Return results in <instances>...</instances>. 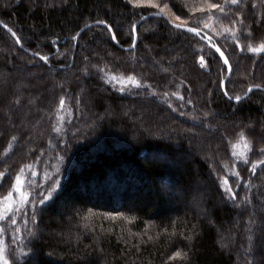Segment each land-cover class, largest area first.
Masks as SVG:
<instances>
[{
    "label": "trees",
    "instance_id": "1",
    "mask_svg": "<svg viewBox=\"0 0 264 264\" xmlns=\"http://www.w3.org/2000/svg\"><path fill=\"white\" fill-rule=\"evenodd\" d=\"M203 3L166 0L165 18L142 21L130 49L133 25L161 13L164 4L0 0V24L21 41L19 47L0 27V205L22 167L29 196L23 205L29 223L17 215L16 244L11 214L0 223L8 229L1 246L27 253L16 264H264V164L250 170L264 160V91L231 101L249 87L264 89V53L247 47L264 42V0L227 5L228 15L215 10L212 21L207 11H191ZM237 13L241 48L231 32L219 34L222 24L233 27ZM173 16L224 52L228 95L221 90L227 69L217 54L174 29ZM97 20L113 32L96 25L72 39ZM129 75L141 86L128 82ZM61 97L67 116L58 133ZM56 180L52 197L36 205L33 224L32 201ZM84 216H90L87 228ZM177 251L181 256L170 260Z\"/></svg>",
    "mask_w": 264,
    "mask_h": 264
},
{
    "label": "snow or ice",
    "instance_id": "2",
    "mask_svg": "<svg viewBox=\"0 0 264 264\" xmlns=\"http://www.w3.org/2000/svg\"><path fill=\"white\" fill-rule=\"evenodd\" d=\"M128 2L130 4L133 5V7H139L140 6V2L139 0H128ZM242 3V0H225L224 4H217V3H212L209 2V0H204V3L201 4L200 6H196L194 7L191 11L193 13L195 12H200V13H204L205 11H207L209 13V15L207 16V21H212L213 20V15H214V11L218 10L219 13L227 16L228 15V11L230 9L226 8L227 5H231V6H239ZM151 7L156 8L158 7L157 4L155 3H151L150 4ZM253 7H255V4H253ZM168 8L167 4H164L163 7H160V12L163 14L165 12V9ZM169 15H171V13H169ZM216 19H220L219 16L216 17ZM176 21H179V23H177ZM172 26L178 30H185L188 33H191L197 37H201L202 39L205 40V42L208 44L209 47L213 48L215 50L216 53H219L220 58L223 60L225 65L229 64L228 59L225 57L224 52L221 50L220 47H218L216 45V43L213 41L212 37L207 36L206 34L202 36L201 30L198 27L195 26H188L187 21L181 19L179 16H173L172 17ZM97 24H103L105 25V27H107L108 32L112 33L113 29L110 25H107L106 22L104 20H97L96 21ZM237 23L242 24L243 21L240 20V16L239 13H237L236 15V19L231 21V24L233 25V27L230 29L227 25L222 24V32L219 33L220 35H223L225 33H229L231 32L232 34V38L234 40H236V47L237 48H241V44L239 42V38L236 35V31H235V25ZM209 24L207 22H204V27L205 28H209ZM8 31L11 32V29H8ZM133 33H135V25H133ZM13 36H15L16 34L13 32L12 33ZM78 35V34H77ZM248 35H250V30H248ZM73 40L76 39V36L72 37ZM112 40L115 41L116 40V35L113 34L112 35ZM16 43L19 45L21 44L20 39H16ZM248 51L251 53H255V54H260V53H264V42L259 43L257 46L253 47L251 43L248 44ZM200 51H203L202 49H200ZM33 56H38L40 60L44 61L45 63H47V57L44 55H41L39 52H33L32 53ZM199 64L201 68H204L206 66V61L203 55H201L199 57ZM93 67H95V65H93ZM100 72H104V68H100L99 69ZM164 71H167V69H164ZM229 71H231V68L229 67ZM105 75H107V73H105ZM112 80H117L120 79L121 82H123V78L120 77H116V76H110L109 77ZM127 81L130 82L132 85L136 86V87H140V83L137 81V79L132 76L129 75L127 76ZM107 82V81H105ZM144 87H148V85H144ZM221 87H224V83H223V79H221ZM255 87H260L259 85H256ZM248 91L251 92L252 88L249 87ZM153 95H155V92H152ZM171 95L173 96H177V98L179 99H183V97L179 96L178 92H173L171 93ZM225 95H228L227 92H225ZM164 96L167 97L168 93H164ZM241 99V97L239 95L235 96V100L237 102H239ZM64 98L61 97L60 101H59V106L62 109L64 106ZM169 107L171 108V104H169ZM175 110V109H173ZM59 118V117H58ZM54 131L56 130L55 128L53 129ZM239 139L241 141H243L245 139V136L243 134V132L239 133ZM13 139H15V137H13ZM237 145L233 144L232 147L235 148ZM245 148H248L249 145L247 143H245L244 145ZM262 151H264V149H262ZM235 155V153H233ZM245 162H247V160H245ZM264 164V160L258 161L256 163L252 164L251 167V171H253V173L255 172V169L261 165ZM29 168L31 167L30 165L28 166ZM24 172V168L22 167L20 169V173L22 174ZM21 174H17L15 176V180L14 183L12 184V191H9L7 193L6 196L3 197V201L6 203H3V206L0 207V223L4 222L6 217L10 215L9 217V224L10 227L12 228V243L16 244L18 240H20V236L19 234L21 233V228L20 227H15L17 225V215H22L24 218V225L25 227H27L28 223H29V213L27 211V209H23V205L25 203H27L29 201V196L23 191V184L25 183V181L22 180ZM33 175H35V173H33ZM5 173L0 172V179L4 178ZM225 184L228 183V181H224ZM59 184V180L54 181V184L52 186H50V188L47 190V194H45L43 191L39 193L41 199H39L38 201H32V205H33V211L31 213V222L33 224L36 223V212H35V208L36 205H43L45 202H47L53 195V193L56 191V187L55 185ZM245 187H247V185H245ZM13 192H15L16 194H18L20 196V204L16 207H13L12 204V200H13ZM228 192L230 193V197L232 200H236V193L232 191L231 188L228 189ZM244 199L247 201V197H244ZM123 219L126 220L127 223H131L132 220L130 218H125V217H121ZM82 220L84 221L83 226L85 228L89 227V221H90V216H84L82 218ZM8 229H6L3 226H0V245H3V239L2 237L4 236V234L7 232ZM248 231H251V229H249ZM29 234H32V229L29 228L28 229ZM134 235V234H133ZM149 240L152 239L151 236L148 237ZM187 239L191 240L192 236H188ZM249 239L251 240V237H249ZM21 256H27L26 252H22V251H17V248H4L3 246H0V264H10V258H11V264H16V262L20 259ZM181 253L179 251L173 253L172 256L169 257L170 260L175 259L177 257H180Z\"/></svg>",
    "mask_w": 264,
    "mask_h": 264
},
{
    "label": "water",
    "instance_id": "3",
    "mask_svg": "<svg viewBox=\"0 0 264 264\" xmlns=\"http://www.w3.org/2000/svg\"><path fill=\"white\" fill-rule=\"evenodd\" d=\"M149 18H165V16L162 14V13H157V14H152V15H148V16H146V17H144V18H142L138 23H136V25H135V33H133L134 34V43H133V45H132V47L130 48V49H132L134 46H135V44H136V41H137V36H136V28H137V26L142 22V21H144V20H146V19H149ZM96 25H102V26H104L103 24H95V25H89V26H87V27H84L83 29H81L80 31H79V33H78V35H76V39L75 40H77L78 38H79V36H80V34L83 32V31H85L87 28H89V27H91V26H96ZM171 26H172V23H171ZM0 27H2L15 41H16V36H13L12 35V31L10 32V31H8V28H6V27H4L2 24H0ZM173 27V26H172ZM174 28V27H173ZM174 29H176V28H174ZM176 30H178V29H176ZM179 31H181V32H184V33H187V34H189V35H192V36H195V35H193V34H191V33H188L187 31H185V30H179ZM203 35H205V34H203L202 33V36ZM111 37H112V35H111ZM195 37H197V36H195ZM198 39H200V40H202L207 46H208V44L205 42V40L204 39H202L201 37H197ZM113 43H114V45H116L117 46V44H116V41H113ZM19 47H20V44H19ZM209 47V46H208ZM210 49H212L214 52H215V50L213 49V48H211V47H209ZM216 53V52H215ZM217 54V56L219 57V59H220V61H221V63L226 67V69H227V75H226V77H225V79L223 80V83H224V87L222 88L221 87V90H222V93L225 95V84H226V81H227V79H228V77H229V75H230V73H231V71H229V64L228 65H225L224 64V62H223V60L220 58V55H219V53H216ZM252 88V91L251 92H249L248 90H247V92L245 93V95L244 96H242L241 97V99H240V101H242V100H244L245 98H247L252 92H254V91H264V89H260V88H257V87H251ZM226 96V95H225ZM232 102H237L236 100H231ZM239 101V102H240Z\"/></svg>",
    "mask_w": 264,
    "mask_h": 264
},
{
    "label": "rangeland",
    "instance_id": "4",
    "mask_svg": "<svg viewBox=\"0 0 264 264\" xmlns=\"http://www.w3.org/2000/svg\"><path fill=\"white\" fill-rule=\"evenodd\" d=\"M139 2H140V5H146V6H150L151 3H155L158 5V8H159L162 4L166 3V0H139ZM65 107H66L65 105L63 106L62 109L60 108V106L58 107L57 116H56V129H57L58 133L62 130L64 120L67 116V114H66L67 109ZM237 151L239 152L238 155H241L240 153H244V149L242 148V146L238 147ZM22 180L24 181V179H22ZM23 191H24V184H23ZM14 195L15 196H13V200H12L13 206L15 204V202H14L15 200H17V201L20 200V196L18 194L14 193ZM2 206H3V203L0 205V207H2Z\"/></svg>",
    "mask_w": 264,
    "mask_h": 264
}]
</instances>
